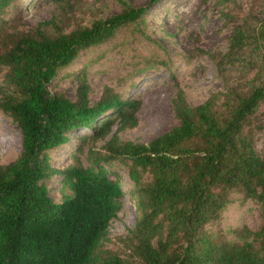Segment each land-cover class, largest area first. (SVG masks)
I'll return each instance as SVG.
<instances>
[{"label": "trees", "instance_id": "obj_1", "mask_svg": "<svg viewBox=\"0 0 264 264\" xmlns=\"http://www.w3.org/2000/svg\"><path fill=\"white\" fill-rule=\"evenodd\" d=\"M13 1L0 0V111L20 130L21 151L0 164V264H264V159L250 119L264 100V18L252 22L253 5L232 28L226 51L190 55L205 54L221 74L234 68L239 80L198 105L179 88L171 101L177 125L144 144L120 138L137 126L140 98L105 86L91 105L83 68L75 73L74 101L49 89L83 50L119 31L143 37L144 8L117 0L119 13L84 25L77 0H56L58 11L28 28L8 16ZM221 1L225 17L242 10L238 0ZM138 64L143 70L153 62ZM72 132H79L75 164L52 167L48 152L69 143ZM98 141L102 153L94 149ZM85 147L83 165L77 152ZM118 166L127 169L138 214L121 240L125 256L102 246L122 206ZM53 176L71 192L61 203L48 195L45 180ZM234 190L259 206L262 224L234 229V240L212 236L205 227Z\"/></svg>", "mask_w": 264, "mask_h": 264}, {"label": "rangeland", "instance_id": "obj_2", "mask_svg": "<svg viewBox=\"0 0 264 264\" xmlns=\"http://www.w3.org/2000/svg\"><path fill=\"white\" fill-rule=\"evenodd\" d=\"M127 1L136 8H144L145 35L132 37L119 31L105 43L83 50L68 67L57 73L49 89H58L74 101L77 88L75 73L83 68L89 85L88 100L91 105L99 99L105 86L124 96L140 98L137 126L121 132L120 138L146 144L177 125L171 101L179 88L184 91L190 104L198 105L210 94L222 92L225 86L234 85L239 80V73L234 68L227 67L221 74L216 64L205 54L194 57L190 55L195 49L226 51L232 28L241 23L245 11L253 5L247 13L252 22L257 24L264 18V3L262 0L256 3L254 0H238L241 12H238V6L236 17L228 18L222 15L227 8L221 0ZM120 10L117 0L76 2V16L84 25H90L96 18L104 19L117 14ZM57 11L56 0H14L8 16L32 28ZM232 14L235 15V12ZM143 57H150L153 64L141 70L142 65L134 64ZM1 76L0 73V81ZM250 119L257 126L253 146L257 155L264 159V100L259 102ZM78 133H70L69 143L48 152L52 167L63 169L69 164H75L74 146ZM103 143L98 141L94 149L102 153ZM86 150L87 147L82 153L77 152L83 165L87 164ZM20 151V130L0 111V164L11 162ZM116 169L124 195L121 209L110 221L102 246L125 256L128 251L121 240L133 229L138 214L128 192L131 181L127 169L121 166ZM45 184L54 202H62V193H71L62 188L60 176L46 179ZM229 198L230 202L220 218L206 225L205 230L212 236H222L226 240H234L233 230L242 226L257 230L262 224L259 206L235 190L230 192Z\"/></svg>", "mask_w": 264, "mask_h": 264}]
</instances>
